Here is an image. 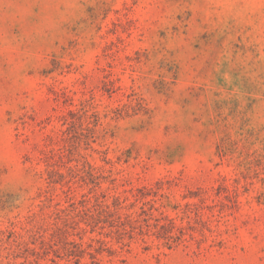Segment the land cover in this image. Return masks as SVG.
Instances as JSON below:
<instances>
[{"label":"rangeland","instance_id":"rangeland-1","mask_svg":"<svg viewBox=\"0 0 264 264\" xmlns=\"http://www.w3.org/2000/svg\"><path fill=\"white\" fill-rule=\"evenodd\" d=\"M0 264H264V0H0Z\"/></svg>","mask_w":264,"mask_h":264}]
</instances>
